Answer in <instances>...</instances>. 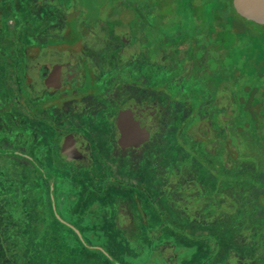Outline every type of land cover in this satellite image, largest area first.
<instances>
[{"label": "rangeland", "instance_id": "obj_1", "mask_svg": "<svg viewBox=\"0 0 264 264\" xmlns=\"http://www.w3.org/2000/svg\"><path fill=\"white\" fill-rule=\"evenodd\" d=\"M0 1L5 6L2 20L8 27H16L19 43L24 38L37 43L40 34H33L32 28L56 25L60 32L38 38L39 42L66 39L77 50L82 49L81 44H93L96 47L89 51L96 56L103 54L98 23L105 22L101 37L110 31L129 33L134 47L142 52L143 66L149 65L148 59L163 56L181 71L183 56L173 50L183 42L182 47H188V67L198 68L205 88L211 91L224 86L229 89L227 94L234 95L231 106L235 114L230 125L238 128L239 120L248 121L250 108V114L258 115L257 128L248 129V140L256 144L258 133L264 138V25L238 15L233 0H224L217 15V5L208 4L215 0H57L55 15L47 13V5H43L45 14L33 12L35 3L42 6L37 0ZM73 4L77 12L64 13ZM60 12L64 16H59ZM23 15L36 17L28 20ZM8 18L13 24L8 25ZM4 38L0 32V43ZM124 64L122 56L119 66ZM164 70L155 67L156 75L167 74ZM104 73H96L94 78L85 74V87L99 90ZM249 84L254 86L251 97L258 99L257 104L246 103L250 100V93L247 97L245 92ZM11 112L0 116V146L23 151L28 135L37 131L24 126L23 121H8L16 115ZM214 124L222 134V128ZM50 125L41 126L44 145L36 138L42 158L36 154L45 172L18 156H0V264H264V157L257 152L241 153L252 158L243 161L241 169L237 164L234 172L235 177L249 175L254 180L239 178L237 189L226 195L233 184L222 188L220 176H228L218 167L227 161L221 149L226 143L214 133L202 138L212 139L213 147L202 144V139L201 143L191 142L179 129L177 137L164 136L166 141L157 149V166L141 158L136 175L142 177L146 191L130 197L114 184L107 187L97 181L98 191L91 189L90 172L60 158L50 163L55 152V146L50 147L54 142ZM259 144L264 147V139ZM254 158L260 161L258 169ZM108 166L109 171L117 172L114 165ZM128 167L124 164L119 173H133ZM47 169L58 180L48 174L50 171L46 174ZM92 171L100 172V168ZM71 191L78 194L75 202ZM227 197L235 200L228 207L223 202Z\"/></svg>", "mask_w": 264, "mask_h": 264}, {"label": "flooded vegetation", "instance_id": "obj_2", "mask_svg": "<svg viewBox=\"0 0 264 264\" xmlns=\"http://www.w3.org/2000/svg\"><path fill=\"white\" fill-rule=\"evenodd\" d=\"M37 1L42 3V6L33 2L35 3L33 12L45 14L43 5H47L50 6L47 13L55 15L54 5H57V0ZM59 6L61 7L60 3ZM4 9L5 6L0 5V32L6 37L5 41L0 43V97L3 94V98L0 99V116L2 113V117L4 115L7 117V113L12 111L11 114L16 115L9 117L8 121H19V124L23 121L24 126H29L37 133L28 135V144L23 151L18 148L12 151L9 146L5 148L0 146V156H18L39 171L45 172L41 169L37 156L39 154L42 158L43 153L37 151L36 138L44 145L41 126L44 123L53 124L50 128L53 129L54 142L50 147L55 146L57 154L54 152L49 158L50 163L51 159L57 157L74 165V168L83 170L84 173L90 172L91 189L95 191H98V182H101V185L106 184L107 187L114 184L118 186L120 193L132 197L140 190L146 191V188L142 189L141 184L145 185L143 181L141 182L142 177L136 175L141 168V158L145 157L156 164L157 149L166 141L164 136L170 134L177 137L178 130L181 129L182 136L189 137L191 142L195 140L201 143L200 139L210 137L214 133L226 143L221 149L227 161L218 166L220 172L228 176V178L220 176L223 180L222 188L227 189L226 187L233 184L230 190L224 192L226 195L230 194L232 189H237L235 184L240 179L254 180V177L251 178L249 175L235 177L234 172L237 164L241 169L242 162L252 158L249 155L242 156L241 153L255 151L264 157V147L260 146L259 142L253 144L248 140L247 133L250 132L248 129H252V124L246 123V126L238 128L234 124L230 125L235 114V108L231 106L233 103L231 96L234 95L227 94L229 89L224 86L212 88L211 91L205 88L199 79L198 68L188 67L190 63L189 55H186L188 47L183 48V42L177 44L173 50L178 57L183 56L182 64L185 68L182 65L181 71L163 56L156 59L152 57V60L148 59L149 65L143 66L142 52L134 47V41L131 42L132 37L129 33L110 31L111 34L101 37L105 34L102 31L106 28L105 22L98 23L101 24L99 26L101 42L98 43L103 45L101 46L104 49L103 54L97 53L93 56L89 51L96 47L93 44H81L82 49L77 50L75 45L66 39L63 41L60 39L57 43L39 42L38 38L52 37L60 32L61 28L56 25L32 28L35 30L33 34L37 36L40 34L37 43L30 41L29 38H24L23 42L19 43L15 34L16 27H8L2 20ZM76 9V5L73 4L68 12L64 13L77 12ZM59 14L64 16L63 12ZM23 17L30 20L36 16ZM13 22L12 18H8V25ZM32 39L34 40L33 37ZM122 56L125 57L123 67L119 66ZM98 62L102 64L101 68L97 66ZM125 65L128 66L127 69ZM156 66L163 67L167 74L156 75ZM99 72H105L104 85L99 90L86 88L83 79L85 74L94 78ZM251 89L252 86L249 84L245 92L251 94ZM250 100L246 103H250ZM51 113L54 116L59 115V119L54 120ZM65 115L66 119L63 120L61 117ZM80 117L84 119H79ZM214 123L222 128V134L217 133ZM101 124L103 130L100 131ZM206 139L207 141L202 139V144L207 143L208 147L215 145L212 139ZM237 158L240 159L239 163L236 162ZM253 160L258 169L260 161L256 158ZM108 164L114 165L117 172L109 171ZM124 164H128V168H133V173L122 171L120 174L118 169L122 170ZM96 167L100 168V172L92 171ZM48 174L58 180L52 170ZM168 177L170 179L169 175ZM220 179L218 178V189L221 186ZM60 192L61 195L64 193L62 190ZM69 194L74 195L72 197L74 202L78 200L76 191ZM223 202L228 207L231 206L228 203L234 204L235 200L227 197V201ZM249 202L252 203L253 200Z\"/></svg>", "mask_w": 264, "mask_h": 264}, {"label": "water", "instance_id": "obj_3", "mask_svg": "<svg viewBox=\"0 0 264 264\" xmlns=\"http://www.w3.org/2000/svg\"><path fill=\"white\" fill-rule=\"evenodd\" d=\"M233 5L242 17L264 25V0H233Z\"/></svg>", "mask_w": 264, "mask_h": 264}, {"label": "trees", "instance_id": "obj_4", "mask_svg": "<svg viewBox=\"0 0 264 264\" xmlns=\"http://www.w3.org/2000/svg\"><path fill=\"white\" fill-rule=\"evenodd\" d=\"M208 4H210L211 6H212L213 4L217 5V8H216V10H215V11H216V12H215L216 15H217V13H219V11L222 10V9H221V8H222L221 6H223V5L225 6V2H224V0H215V1H213L212 3L208 1ZM213 18H214V17H213ZM262 74H264V71L262 72ZM251 86L254 87L253 84H252ZM253 89H254V88H253ZM248 94H249V93L246 92V96H247V97H249ZM249 95H250V99L253 101V103L256 104V103L258 102V99H257L256 97H255V98L251 97V94H249ZM248 100H249V99H248ZM251 100H250V103H249V104H253ZM247 114H248V115H247L246 119L249 118V120H248V121H246L245 119H244V120H239V121H238V125H239V126H244L243 124H244L245 122H248L249 124H252V130H255V129L257 128V127H256V121H255V115H256V114H255V115L252 114V113L250 114L249 111H248ZM258 134H259V136H258L259 139H257V142H259V141L262 139V138L260 137V136H261L260 133H258ZM86 248H87V247H86Z\"/></svg>", "mask_w": 264, "mask_h": 264}]
</instances>
